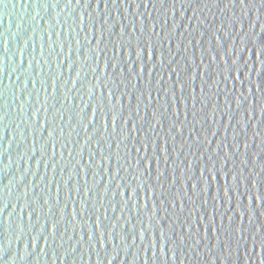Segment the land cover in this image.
Instances as JSON below:
<instances>
[{
  "label": "water",
  "instance_id": "1",
  "mask_svg": "<svg viewBox=\"0 0 264 264\" xmlns=\"http://www.w3.org/2000/svg\"><path fill=\"white\" fill-rule=\"evenodd\" d=\"M0 264H264V0H0Z\"/></svg>",
  "mask_w": 264,
  "mask_h": 264
}]
</instances>
